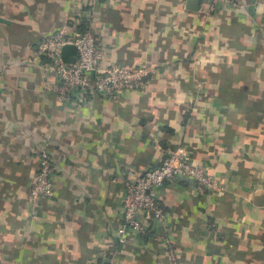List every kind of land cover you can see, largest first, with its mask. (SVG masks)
Instances as JSON below:
<instances>
[{
    "label": "crops",
    "instance_id": "crops-1",
    "mask_svg": "<svg viewBox=\"0 0 264 264\" xmlns=\"http://www.w3.org/2000/svg\"><path fill=\"white\" fill-rule=\"evenodd\" d=\"M188 0H0L1 264H264V0L240 13ZM92 31L105 64L143 66L144 83L116 98L60 101L44 89L37 43ZM25 56H32L28 61ZM58 166L52 198L30 201L37 151ZM189 147L218 190L191 180L154 194L168 228L122 244L125 183Z\"/></svg>",
    "mask_w": 264,
    "mask_h": 264
},
{
    "label": "built area",
    "instance_id": "built-area-1",
    "mask_svg": "<svg viewBox=\"0 0 264 264\" xmlns=\"http://www.w3.org/2000/svg\"><path fill=\"white\" fill-rule=\"evenodd\" d=\"M81 2L94 7L99 0ZM221 8L232 13L241 12V5L236 0H212L209 7L211 12ZM95 36L90 30L70 36L62 29L45 35L37 43L33 59L40 61L46 58L43 67L48 78L43 85L44 89L53 91L60 101L81 99L91 90L108 98H116L126 90L141 86L150 74V70L143 66L105 64V52ZM66 45H73L77 49V59L73 64L65 63L62 58V49ZM26 59L30 61L32 56H25L23 60ZM37 159L38 170L30 188V201L36 206L41 199L55 196L56 177L60 171L47 145L37 151ZM175 180H191L202 190H218L217 181L195 161L189 147L179 146L169 150L158 166L126 181L122 223L115 232L122 244L127 241L130 233L147 234L148 220L168 228L169 217L158 203L154 191L166 182ZM164 245L170 263L181 264L179 250L170 235L165 237ZM105 259L101 264H110Z\"/></svg>",
    "mask_w": 264,
    "mask_h": 264
},
{
    "label": "water",
    "instance_id": "water-1",
    "mask_svg": "<svg viewBox=\"0 0 264 264\" xmlns=\"http://www.w3.org/2000/svg\"><path fill=\"white\" fill-rule=\"evenodd\" d=\"M187 8L191 11L200 10V0H188ZM62 58L65 63L73 64L77 59V49L73 45H66L62 49Z\"/></svg>",
    "mask_w": 264,
    "mask_h": 264
}]
</instances>
